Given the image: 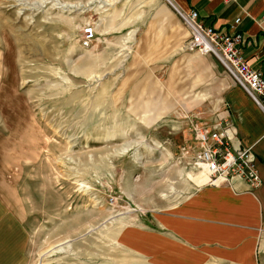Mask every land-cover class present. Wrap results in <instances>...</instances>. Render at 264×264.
I'll return each mask as SVG.
<instances>
[{
    "label": "rangeland",
    "instance_id": "374dc122",
    "mask_svg": "<svg viewBox=\"0 0 264 264\" xmlns=\"http://www.w3.org/2000/svg\"><path fill=\"white\" fill-rule=\"evenodd\" d=\"M158 2L0 0V194L28 231L23 264H149L119 229L202 181L178 158L190 121L135 122L165 103L162 77L132 75L129 48L81 43L87 25L89 47L114 33L130 42L133 19Z\"/></svg>",
    "mask_w": 264,
    "mask_h": 264
},
{
    "label": "crops",
    "instance_id": "0c3cea01",
    "mask_svg": "<svg viewBox=\"0 0 264 264\" xmlns=\"http://www.w3.org/2000/svg\"><path fill=\"white\" fill-rule=\"evenodd\" d=\"M175 8L194 9L205 26L240 33L241 54L264 75V0H160L133 19L130 42L108 34L85 51L103 43L120 45L119 52L129 48L131 74L162 77L167 97L163 104L142 105L135 122L150 126L179 117L210 126L221 121L233 148H252L261 184L252 188L234 178L195 187L170 207L152 210L147 222L120 228L118 235L149 264H264V113L213 55L185 47L189 33ZM119 60L114 70L122 67ZM173 94L178 101H172ZM27 243L28 231L0 194V264H23Z\"/></svg>",
    "mask_w": 264,
    "mask_h": 264
},
{
    "label": "built area",
    "instance_id": "2783aa9c",
    "mask_svg": "<svg viewBox=\"0 0 264 264\" xmlns=\"http://www.w3.org/2000/svg\"><path fill=\"white\" fill-rule=\"evenodd\" d=\"M175 10L189 33L185 47L213 55L264 113V75L260 70L253 68L241 54L239 45L242 35L205 26L198 19V13L194 9ZM95 37L94 27L85 26L81 39L83 47H89ZM191 128L192 142L180 146L178 158L180 161H187L193 169L192 173L197 170L195 175L203 173L200 183H196L198 179L194 178L197 187L229 184L234 178L244 180L252 188L261 184L252 148H233L221 121L210 126L191 123Z\"/></svg>",
    "mask_w": 264,
    "mask_h": 264
},
{
    "label": "bare ground",
    "instance_id": "6f19581e",
    "mask_svg": "<svg viewBox=\"0 0 264 264\" xmlns=\"http://www.w3.org/2000/svg\"><path fill=\"white\" fill-rule=\"evenodd\" d=\"M169 1V0H168ZM202 175V173H200Z\"/></svg>",
    "mask_w": 264,
    "mask_h": 264
}]
</instances>
